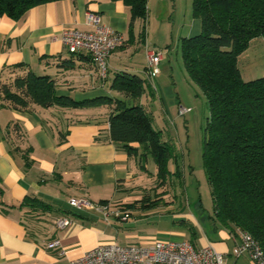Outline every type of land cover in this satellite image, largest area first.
I'll use <instances>...</instances> for the list:
<instances>
[{
  "label": "crops",
  "instance_id": "crops-1",
  "mask_svg": "<svg viewBox=\"0 0 264 264\" xmlns=\"http://www.w3.org/2000/svg\"><path fill=\"white\" fill-rule=\"evenodd\" d=\"M87 12L98 14L102 24L124 38L108 57L104 79L86 52L69 53L60 40L65 28L92 29L86 20ZM129 18V8L121 0H54L32 6L19 19L2 15L0 81L31 70L50 75L58 94L75 99L122 97L110 88V82L117 72L128 71L145 78L147 90L139 103L150 112L155 94L153 80L146 74L148 37L138 31L136 40L129 30ZM194 27L199 32V20L191 29ZM136 43L138 48L134 47ZM139 53L142 62L135 58ZM65 59L72 60V67L60 65ZM21 62L23 69L11 73L12 65ZM112 109L106 105L44 108L33 104L21 110L0 100V264H69L84 250L117 241L103 226L106 221L94 207L69 204L73 196L120 203L116 194L125 193L127 186L139 182L142 172H149L145 165L147 171L142 169L143 161L138 156H129L109 139L108 116ZM25 196L49 203L51 209L31 210L21 205ZM60 215L71 219L63 229L52 224ZM25 216L34 218H28V223ZM236 237L237 232L221 228L218 239L211 240L202 231L197 239L200 244L195 245L211 244L230 257ZM54 239L60 241L63 254L59 253L60 247H47ZM154 240L146 238L137 243Z\"/></svg>",
  "mask_w": 264,
  "mask_h": 264
},
{
  "label": "trees",
  "instance_id": "trees-1",
  "mask_svg": "<svg viewBox=\"0 0 264 264\" xmlns=\"http://www.w3.org/2000/svg\"><path fill=\"white\" fill-rule=\"evenodd\" d=\"M49 1L54 0H0V16L19 19L32 6ZM121 1L129 8L132 31L136 19L146 18L147 0ZM191 6L193 16L200 21V30L182 37L180 46L184 68L202 91L209 109L201 160L210 186L212 219L231 233L250 232L264 250V76L243 80L237 66L238 55L250 41L258 36L264 38V0H191ZM60 65L72 67V60L65 59ZM24 66L22 62L12 65L11 73ZM110 88L122 97L97 95L75 99L58 94L50 75L27 70L0 81V100L21 110L33 104L44 108H113L108 116L109 139L141 161L151 155L159 184L172 176L180 179L181 156L162 138V131L153 127L151 113L139 103L145 92V79L119 71ZM129 98L131 105H127ZM141 167L147 171L144 164ZM136 201L142 209L159 204L157 198ZM21 205L31 210L51 209L49 203L31 196H25ZM128 205L132 207L133 203ZM190 228L195 239L193 225Z\"/></svg>",
  "mask_w": 264,
  "mask_h": 264
},
{
  "label": "rangeland",
  "instance_id": "rangeland-1",
  "mask_svg": "<svg viewBox=\"0 0 264 264\" xmlns=\"http://www.w3.org/2000/svg\"><path fill=\"white\" fill-rule=\"evenodd\" d=\"M195 20L199 19L193 16L191 0H147L145 20L136 19L132 25L136 40L138 31L144 29L149 47L163 54L160 63L152 67V94L155 97L149 109L155 117L152 116L153 127L162 131V138L169 141L174 152L181 156L182 177L178 179L172 176L159 184L155 175L156 165L151 155H147L142 164L149 172H142L139 182L127 186L125 193L118 192L115 196L116 200L120 199L117 204L131 210V217L127 221L111 220L105 223L107 225L101 223L115 235L118 244L137 243L146 238L191 241L194 239L191 225L196 231L194 244H200L197 239L202 231L211 240L218 239L221 227L212 219L210 186L201 160L202 136L209 109L202 91L184 68L180 46L182 37L196 34V28L191 29ZM134 47L138 48V43ZM135 58L142 62L140 53ZM237 66L243 80L264 76L263 37L258 36L250 41L249 46L238 55ZM131 104V99H127V105ZM179 107L188 108L189 111L179 115ZM171 169H174L172 163ZM144 197L150 200L157 198L159 204L142 209L141 203L136 200ZM130 203H133L132 207H128ZM34 216H25V220L29 223L28 218ZM182 217L184 221L180 220ZM127 234L137 237L130 238ZM243 258L235 260L230 256L228 262L235 260L237 264H247Z\"/></svg>",
  "mask_w": 264,
  "mask_h": 264
},
{
  "label": "built area",
  "instance_id": "built-area-1",
  "mask_svg": "<svg viewBox=\"0 0 264 264\" xmlns=\"http://www.w3.org/2000/svg\"><path fill=\"white\" fill-rule=\"evenodd\" d=\"M87 23L92 29L65 28L61 31L60 40L69 53L86 52L96 65L98 75L104 79L108 70V57L123 42V36L104 25L95 12H87ZM146 47V74L152 78V67L157 66L163 58L160 51ZM188 108L179 107L178 114L184 115ZM73 207L92 206L110 223L111 220L127 221L131 211L113 202H93L86 196H73L69 199ZM71 223L68 216L60 215L53 219L54 227L63 229ZM236 243L231 250V257H245L251 264H264V250L260 243L245 230H238ZM48 248L60 247V241L54 239L47 243ZM228 255L218 251L211 244L196 246L186 239H155L149 243L118 244L109 242L98 244L84 250L69 260V264H237L228 262Z\"/></svg>",
  "mask_w": 264,
  "mask_h": 264
}]
</instances>
